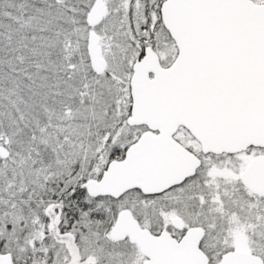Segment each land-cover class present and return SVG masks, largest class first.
Returning <instances> with one entry per match:
<instances>
[{
	"label": "snow or ice",
	"instance_id": "1",
	"mask_svg": "<svg viewBox=\"0 0 264 264\" xmlns=\"http://www.w3.org/2000/svg\"><path fill=\"white\" fill-rule=\"evenodd\" d=\"M0 264H264V0H0Z\"/></svg>",
	"mask_w": 264,
	"mask_h": 264
}]
</instances>
